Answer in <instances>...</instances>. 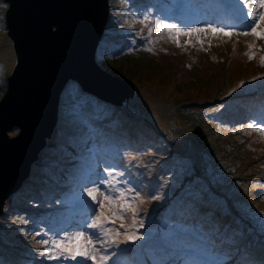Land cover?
Wrapping results in <instances>:
<instances>
[{
    "label": "rangeland",
    "instance_id": "374dc122",
    "mask_svg": "<svg viewBox=\"0 0 264 264\" xmlns=\"http://www.w3.org/2000/svg\"><path fill=\"white\" fill-rule=\"evenodd\" d=\"M145 1H114L120 3L111 10L115 15L111 14L107 23L114 25L107 26L100 42L111 45L97 52L100 64L120 70L136 82L134 95L120 103L96 95L97 100L85 97L79 88L64 96L53 137L34 161L23 188L7 198L9 210L0 230L7 233L9 227L16 232L21 226L26 233L24 240H8V248L20 244L33 249L32 243L38 249L41 246V241L34 240L43 231V224L38 228V211L65 204L69 192L61 198L48 194L63 182L65 156H75L51 144L57 140L58 144L79 148L82 141L73 143L74 134L80 121H91L99 126L102 141H90L88 146L102 167V175L90 189H100L96 196L105 205L103 213L118 225L117 234L109 231L95 239L99 244L95 246L97 257L100 253L113 255L110 264H127L141 253L150 257L154 253L145 248L168 242L171 236L177 241L175 234L193 230L188 223L199 218L213 237L207 244L211 246L205 248L206 241L197 236L184 241L194 245L195 258L212 253H204L197 264H222L215 252L228 258L234 252L243 261L225 260L227 264H264V133L257 131L264 128V107L256 117L252 115L256 121L245 124L247 121L240 119L247 106H255L260 98L261 103L251 111L257 113L264 105V39L242 34L250 32L252 23L243 0H214L216 7L209 1L165 0L156 6L154 2L142 5ZM7 6L0 0V98L15 64L5 22ZM249 7H255L252 0ZM260 11L264 9H257ZM84 106H90L89 111H83ZM240 106L242 111L237 114ZM91 115L99 122L91 120ZM107 129L125 136L107 142ZM73 157H68L72 158L69 169L74 166ZM112 157L115 161H110ZM118 189H132L126 193L132 202L130 209L104 201V195L116 196ZM31 190L37 197L28 195ZM88 191L74 194L69 203L86 202L95 216L101 209ZM120 214L123 219L118 218ZM175 215H181L187 224L165 223L178 220ZM89 231L82 242L91 236ZM218 238L223 249L214 252L212 241ZM119 250L122 255H115ZM164 257L159 259L167 261ZM173 261L175 258L166 264Z\"/></svg>",
    "mask_w": 264,
    "mask_h": 264
},
{
    "label": "water",
    "instance_id": "95a60500",
    "mask_svg": "<svg viewBox=\"0 0 264 264\" xmlns=\"http://www.w3.org/2000/svg\"><path fill=\"white\" fill-rule=\"evenodd\" d=\"M5 1L15 64L0 98V216L52 135L68 82L114 103L136 88L98 62L110 0Z\"/></svg>",
    "mask_w": 264,
    "mask_h": 264
},
{
    "label": "trees",
    "instance_id": "16d2710c",
    "mask_svg": "<svg viewBox=\"0 0 264 264\" xmlns=\"http://www.w3.org/2000/svg\"><path fill=\"white\" fill-rule=\"evenodd\" d=\"M114 1L116 0H110V8L111 10L115 7H117L119 5L120 2L114 3ZM134 0H130V4L131 2ZM197 1H201V0H197ZM154 2V6H156V3H163L165 2V0H146L142 5L148 4ZM141 5V7H142ZM159 7V6H157ZM112 14V11H110V15ZM113 16L115 14H112ZM110 25V27H113L114 24H107V26ZM107 28V27H106ZM112 29V28H111ZM105 34V33H104ZM126 37V36H125ZM109 45L111 44H107V43H100L99 48H98V53H101L103 50H105ZM119 45V44H118ZM122 45V44H121ZM119 45V46H121ZM117 73L121 74L124 76V73H122L120 70L116 71ZM81 89L85 95V97L89 96L92 99H99L98 97H96L95 95L84 91L79 84L73 80L71 82H68L66 87L64 88L62 94H61V100H60V108H59V115L61 112V103L63 101V98L66 94L72 93V91H77V89ZM105 102V101H104ZM261 103V98L259 99V101L256 103V107L258 104ZM250 104V102H249ZM255 106H247L246 110L244 111L242 115V117L240 118L241 120H245L247 121L245 124H249L251 123L253 120L256 121V116L258 115V113L261 111V109L264 107V105H260V110L256 113V111L253 112L251 111L252 108H255ZM88 109V110H86ZM90 106H84L83 111H89ZM242 111V107L240 106L237 109V114H240ZM252 115H254L255 117H252ZM91 117H93L91 120H96L97 118H95L93 115H91ZM99 122V120H96ZM254 121V122H255ZM254 122L252 123V125L254 124ZM103 123V121H102ZM86 124V125H85ZM58 122L55 126V129L52 133V135L47 139V144L44 146V148H42L41 153L43 152V150L47 147L50 139L53 137V134L57 128ZM85 126L86 129L84 130V132H82V128ZM70 127V125H69ZM88 128V129H87ZM98 129L99 126H93V122H87L83 123L82 121H80V128L79 131L76 132L74 134V138L72 139L73 143H80L82 141V144L79 148H75L74 146H72V144L68 145V143H61L58 144L57 140L55 142H53L51 144L52 147L57 148L58 146L61 147V151L62 153H74V157H76V159H74V166L72 168L69 169L70 167V160L68 157H73L71 155L65 156V158L67 159L66 162H64V166L61 172H64V176H63V182L61 185H59L56 189L52 190L51 195L53 198L57 197L58 195L61 197H63L64 195H66L67 192L68 195L65 197V204H61V205H55V206H51L45 210L42 209V211H38L39 214V220H38V228H40V225H42V229L43 231H39V233L37 234L40 238H34L35 242L36 241H41L42 244L41 246L38 248H36V246L32 243L31 245H33V249L28 248L27 246H22L20 244H16V248H8V244L11 240V238L13 239H18V240H24L26 239V233L25 228L23 227H19L17 228V231L14 232V228H9L7 229V233H4L3 231L0 230V259H1V264H93L92 261L89 260H85L82 257H77V259L73 260L69 257L68 253L65 252L63 254H61L59 251L53 249L51 252L49 251L50 248H52V244L53 242L56 241H60V240H64L65 238L74 236L75 233L77 232H86V230L91 229V231H89V234L91 235L92 240L94 241V247L99 245L97 244V242L95 241L96 238H100V237H104L105 234V230H107L108 232H113L114 234H117V224H115V221H112L108 218V216L105 214L104 216L107 217L108 219L104 220L101 227L99 228H93L91 227L92 222H94L96 220V217L99 215L98 213H101V210H98L96 215L93 216L92 215V211H93V207L83 201H80L78 205H73L72 203H69L71 197L74 194L80 193L82 191H88L90 190V188L96 184L97 182V178L100 175V163L99 161L96 159L95 155H92V149L88 146L90 145V141H92L94 144L101 140V137L98 133ZM112 129H107L106 133L108 134V140L107 142H109V140H112L114 138H120L122 136H125V134L121 131H111ZM106 142V145H107ZM111 142V141H110ZM70 148V149H69ZM94 150V149H93ZM39 153V157L40 154ZM102 154V153H101ZM100 154V156H101ZM73 157V158H74ZM110 161H115L114 157L111 158ZM109 161H106V163ZM35 162L32 163V168H31V172L33 169ZM31 172L29 174V176L31 175ZM27 180V178L23 181V184L21 185V187L19 188L22 189L23 185L25 183V181ZM41 185L38 184L36 186ZM34 186V187H36ZM35 191V190H34ZM30 194V196H35L33 190H31L30 192H28ZM13 195V194H12ZM9 196V200L11 198V196ZM37 197V196H35ZM51 197V198H52ZM82 197H84V195H82ZM49 198V199H51ZM8 199H6V203L4 206V212L1 214L0 216V226L2 224V220L4 219V217L7 215L8 210H9V201ZM8 201V202H7ZM43 201V200H41ZM55 201H57V198L55 199ZM51 202L48 203V205ZM50 205H53L52 203ZM43 213V214H42ZM50 214L52 215L53 218H50ZM181 215H175L174 217L178 218V220H175L173 222L171 221H166V224H171L169 226H173L174 223H176L177 226H180L182 223H186L187 221H184L180 218ZM196 221H194L192 224L188 223V226L192 227L193 230L189 231L188 233L186 232H177L176 238L177 241H175L172 236L171 239L168 242H165L163 244H160L159 246H151V248H145V249H150L152 250V253H154L152 256L149 257V255H145L143 253H141V257H134V259L130 262H128L127 264H165V261L160 260L159 258H166L168 257L167 260H172L173 258H175V261H173L170 264H173L174 262H176L177 260L181 259L184 257V259L182 261H179L178 264H186L187 260L189 259V257H192V251H191V246L190 245H186L184 243V241L190 239H194L196 236L199 237L200 239H204L203 241L207 242V239H209L208 237L211 235L209 229L207 228L206 225H204V223L198 218L195 219ZM4 222V220H3ZM20 224H23L22 221L19 222ZM140 223V222H138ZM49 225H51V228L49 229V232H45L46 227H48ZM156 225V224H154ZM193 225V226H192ZM138 228H142V226H139ZM9 231V233H8ZM158 231H160L158 229ZM14 232V233H12ZM43 233V236H42ZM166 233L172 234L173 231H166ZM198 235H197V234ZM52 235V238H50L49 236ZM47 240L48 244H45L44 241ZM214 244L212 245L213 247H219V243L221 242V240L218 238L217 240L213 241ZM83 242L80 241L79 243H75V245H71L70 247L72 248H76L79 247ZM193 246V245H192ZM220 249L223 247H219ZM157 249V250H156ZM225 249V248H224ZM164 253V254H163ZM234 253V252H233ZM236 255V257L231 256L232 258H234V261L236 260H240V256L236 253H234ZM115 255H122V251H118L115 253ZM164 255V256H163ZM50 256H56L58 257L57 259H52L49 258ZM100 256H107L105 254L100 253ZM109 259H107L106 261H100L99 257H97V262L96 264H110L113 261V255H108ZM107 256V257H108ZM37 260V261H36ZM115 264H124L123 261H120L119 263H115Z\"/></svg>",
    "mask_w": 264,
    "mask_h": 264
},
{
    "label": "snow or ice",
    "instance_id": "6c2138e0",
    "mask_svg": "<svg viewBox=\"0 0 264 264\" xmlns=\"http://www.w3.org/2000/svg\"><path fill=\"white\" fill-rule=\"evenodd\" d=\"M244 6L246 8H249L246 15L247 17L251 18V25H250V32L245 31L242 34L243 35H253L257 36L258 38L264 39V31H261L262 25H264V11L257 12V9H264V0H252V3L255 4V7H249V0H243ZM163 27H167L170 30L174 29V25H163ZM199 31V30H197ZM213 32L215 31H221L224 32L223 29H212ZM188 34V33H185ZM225 35H231V33L224 32ZM251 48L252 46L249 45ZM249 58L251 59V54L249 53ZM264 59V58H262ZM248 127H252L250 124ZM257 131H260L261 133H264V128H258ZM100 191L99 188H93L88 191V195L92 197L93 200L97 201L99 204V207L101 209V214L96 217V220L91 224V227L93 228H99L101 227L104 220L108 219L104 216L103 210H104V203L97 199L96 193ZM132 189H124V190H117L118 195H104L103 199L104 201H108L110 204H119L122 205L123 209L128 210L131 208L132 202L127 198L126 193L131 192ZM139 194H136V197L134 199L138 198ZM135 211L134 209H132ZM118 218L123 219V215L120 214ZM109 233L107 230H105V235L107 236ZM86 236V233L84 232H77L74 236L65 238L64 240L60 241H54L52 244V248L49 249L51 252L53 249L59 251L61 254L67 252L69 257L73 260L77 259V257H82L85 260L92 261L93 264H96L97 262V250L94 247L93 241L91 236H88L87 239L76 248L70 247L71 245H74L75 242L81 241L82 238ZM45 244H48V241H44ZM49 258L57 259L56 256H50ZM100 261H106L108 259L107 256H101L99 257Z\"/></svg>",
    "mask_w": 264,
    "mask_h": 264
},
{
    "label": "bare ground",
    "instance_id": "6f19581e",
    "mask_svg": "<svg viewBox=\"0 0 264 264\" xmlns=\"http://www.w3.org/2000/svg\"><path fill=\"white\" fill-rule=\"evenodd\" d=\"M11 61V60H10ZM11 64V63H10ZM13 64H14V59H13V61H12V64H11V67L9 68V70H11V68H12V66H13ZM162 100V99H161ZM148 101V100H147ZM151 102V101H150ZM146 105H148L147 104V102H146ZM158 111V110H157ZM151 112V111H150ZM150 112H149V114H150ZM152 113V112H151ZM156 114V113H155ZM156 116V115H155ZM152 116H150V118H151ZM152 119V118H151ZM160 123H162V121L160 122ZM209 238V237H208ZM203 242V241H202ZM206 243H211L210 242V238L209 239H207V242ZM212 244H214V242L212 241ZM218 247V246H217ZM222 249V248H221ZM232 256H234V257H236V255L233 253L232 254Z\"/></svg>",
    "mask_w": 264,
    "mask_h": 264
}]
</instances>
